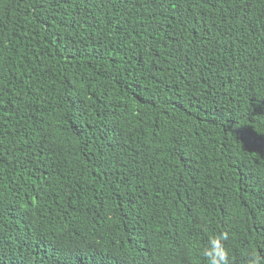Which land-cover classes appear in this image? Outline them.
<instances>
[{"label":"trees","instance_id":"1","mask_svg":"<svg viewBox=\"0 0 264 264\" xmlns=\"http://www.w3.org/2000/svg\"><path fill=\"white\" fill-rule=\"evenodd\" d=\"M264 264V0H0V264Z\"/></svg>","mask_w":264,"mask_h":264},{"label":"clouds","instance_id":"2","mask_svg":"<svg viewBox=\"0 0 264 264\" xmlns=\"http://www.w3.org/2000/svg\"><path fill=\"white\" fill-rule=\"evenodd\" d=\"M227 239V233L210 238L208 246L203 250L207 264H230L228 250L222 243V241ZM249 264H259V258L255 254H252Z\"/></svg>","mask_w":264,"mask_h":264}]
</instances>
